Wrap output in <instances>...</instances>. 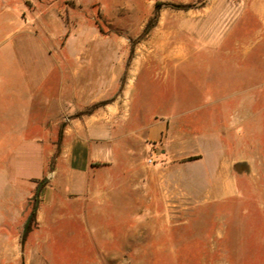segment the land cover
I'll return each instance as SVG.
<instances>
[{"label": "rangeland", "instance_id": "obj_1", "mask_svg": "<svg viewBox=\"0 0 264 264\" xmlns=\"http://www.w3.org/2000/svg\"><path fill=\"white\" fill-rule=\"evenodd\" d=\"M257 6L264 11V0H0V169L34 167V197L43 181L39 171L44 163L43 174L55 166L71 119L114 104L132 81L126 119L112 127L118 171L135 177L127 199L131 220L128 231L98 233L99 264H264V46L245 52L250 32L264 25ZM213 21L220 29L237 25L223 42L203 48V30ZM236 35L243 58L233 57ZM186 42L191 48L184 61L168 63L165 71L156 67ZM160 43L167 47L163 53ZM74 55L94 61L95 69L107 71L112 61L120 70L108 93L92 102L84 97L86 106L76 114L60 109L58 98L60 81L68 82V91L74 86L58 76L72 68ZM139 61L138 76L128 78ZM105 81L84 79L91 91L102 90ZM214 87L224 89L220 125L224 121L226 132L213 143L208 130L218 116L207 90ZM157 118L173 119L187 134L172 143L170 160L148 139ZM222 163L230 171L225 194L214 173ZM158 166L161 172L153 174ZM143 168L151 196L158 194L157 178L163 180L161 201L146 207L160 218L145 223L133 220L136 174ZM30 210L31 202L24 220Z\"/></svg>", "mask_w": 264, "mask_h": 264}, {"label": "crops", "instance_id": "obj_2", "mask_svg": "<svg viewBox=\"0 0 264 264\" xmlns=\"http://www.w3.org/2000/svg\"><path fill=\"white\" fill-rule=\"evenodd\" d=\"M214 7L216 6L209 9L210 12ZM223 8L224 12L228 9L223 6L221 10ZM254 8L253 10L262 20L263 9L258 6ZM216 22L206 24L203 30V36L206 38L200 43L203 48L210 47L213 43L223 42L227 32L236 24L231 23L220 29ZM186 30L190 32V35L193 34L192 27L187 26ZM249 35L250 43L245 52L251 54L255 48L264 46V25L260 29L256 27ZM236 37L237 35L231 39V44H234V58L242 57L240 50L242 44ZM159 46L161 53L167 49V47H162L161 43ZM188 48L191 46L187 42L172 47L168 55L156 63V67L165 71L168 63L174 62L177 65L184 61L188 56ZM83 62L81 57L74 55L72 56V68L58 70L59 77H68L74 82V86L68 91V82L60 81L61 87L58 93L60 109L71 111L72 114L85 108L84 97L86 101L92 102L107 94L108 87H113L115 77L120 72L112 61L107 63V71L100 68L95 69L94 61L90 59L84 64ZM141 66L140 61L132 64L128 78L137 77ZM47 71L50 74L53 72L50 69ZM157 74L160 77L161 73ZM96 75L104 79L108 78L109 81L104 82L102 90L91 91L84 79ZM84 85L86 87L82 91L81 88ZM132 94L133 84L129 81L125 85L123 95L118 97L114 104L106 106L97 113L72 118L63 129L55 166L49 173L44 172L43 174L46 166L44 163L39 171V178L43 176L46 182L38 196L34 215L35 226L26 236L22 235L21 227L25 221L27 202L34 190L33 180L36 177L35 172L32 171L34 167H29L28 164L21 167L17 164L10 168L1 167L0 264H99L98 233H115V229L119 228L121 231L124 229L128 231V223L131 220L130 204L127 200L128 189L129 182L134 181L135 177L130 178L128 175L124 177L125 172L118 171V159L114 146L117 138L113 135L112 127L126 119ZM223 94L224 89L220 87L207 90L211 102L208 106L213 111V115L218 116V123L215 122L208 130L213 143L226 132L224 121L220 125L222 111H225V107L221 106L224 100ZM181 129L171 118H157L149 124L147 135L149 140L156 141L161 146L159 155L170 160L172 156H175L172 150L174 140L181 141L187 135L183 132L179 133ZM161 170L160 166L154 167L152 173L157 174ZM229 172L224 163L218 164L214 172L221 175L218 177L217 189L223 194L227 189L225 175ZM136 179L138 180L136 187L138 211L133 220L145 223L147 220H152L151 216L153 220L159 219L156 212L152 213L146 207L156 206L157 202L161 201L162 176H159L157 182L154 183L153 192H158L156 196H151L150 183L146 179L144 168L143 171H137ZM158 195H160L159 199Z\"/></svg>", "mask_w": 264, "mask_h": 264}, {"label": "water", "instance_id": "obj_3", "mask_svg": "<svg viewBox=\"0 0 264 264\" xmlns=\"http://www.w3.org/2000/svg\"><path fill=\"white\" fill-rule=\"evenodd\" d=\"M45 182H46V180H43L41 183H39L38 185H37V187H36V189H35V199H36V201H35V207H34V209H33V212L35 213V210H36V207H37V201H38V196H39V193H40V191H41V189H42V187H43V185L45 184ZM32 213H30L28 216H27V218H26V220H25V222H24V225H23V228H22V235L24 236L26 233H27V230H28V227H29V224H30V221H31V217H32Z\"/></svg>", "mask_w": 264, "mask_h": 264}, {"label": "trees", "instance_id": "obj_4", "mask_svg": "<svg viewBox=\"0 0 264 264\" xmlns=\"http://www.w3.org/2000/svg\"><path fill=\"white\" fill-rule=\"evenodd\" d=\"M35 201H36V199H35V196H34V197L30 198V199L28 200V202H27V204H29V203L31 202V210H30V213L33 214L32 217H31V221H30V224H29L28 229L30 228L31 223L34 221V215H35V213L33 212V209H34V207H35ZM30 213H29V214H30Z\"/></svg>", "mask_w": 264, "mask_h": 264}, {"label": "built area", "instance_id": "obj_5", "mask_svg": "<svg viewBox=\"0 0 264 264\" xmlns=\"http://www.w3.org/2000/svg\"><path fill=\"white\" fill-rule=\"evenodd\" d=\"M149 163H152V161H151V160H149Z\"/></svg>", "mask_w": 264, "mask_h": 264}]
</instances>
